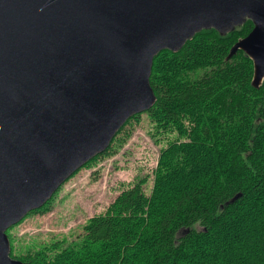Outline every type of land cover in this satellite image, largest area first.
Here are the masks:
<instances>
[{"label": "water", "instance_id": "water-1", "mask_svg": "<svg viewBox=\"0 0 264 264\" xmlns=\"http://www.w3.org/2000/svg\"><path fill=\"white\" fill-rule=\"evenodd\" d=\"M247 19L254 28L229 57L245 51L259 87L264 0H0V264H25L7 229L153 107L159 52Z\"/></svg>", "mask_w": 264, "mask_h": 264}, {"label": "trees", "instance_id": "trees-1", "mask_svg": "<svg viewBox=\"0 0 264 264\" xmlns=\"http://www.w3.org/2000/svg\"><path fill=\"white\" fill-rule=\"evenodd\" d=\"M253 28L251 19L226 34L205 28L155 56L157 100L145 112L158 132L177 135L161 149L150 194L142 178L76 239L25 253L11 245V256L25 264H264V80L253 85L245 51L229 57Z\"/></svg>", "mask_w": 264, "mask_h": 264}, {"label": "rangeland", "instance_id": "rangeland-1", "mask_svg": "<svg viewBox=\"0 0 264 264\" xmlns=\"http://www.w3.org/2000/svg\"><path fill=\"white\" fill-rule=\"evenodd\" d=\"M176 135L158 132L147 112L133 118L114 137L108 153L67 179L49 207L29 212L7 229L14 252L25 253L56 239H76L91 217L106 213L124 190L142 178L150 194L161 149Z\"/></svg>", "mask_w": 264, "mask_h": 264}]
</instances>
